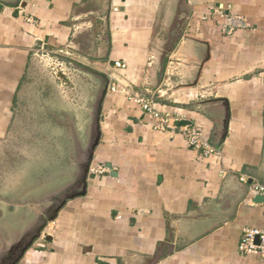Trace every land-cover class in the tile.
Masks as SVG:
<instances>
[{"label":"crops","instance_id":"0c3cea01","mask_svg":"<svg viewBox=\"0 0 264 264\" xmlns=\"http://www.w3.org/2000/svg\"><path fill=\"white\" fill-rule=\"evenodd\" d=\"M20 3L0 0V142L47 107L91 101V80L78 67L58 77L49 50L87 64L76 51L91 54L94 42L107 51L109 24L110 58L125 64L106 69L120 90L103 103L87 195L20 264H264L239 250L246 228L264 226L257 197L213 228L240 193L238 177L264 185V0H188L190 18L183 0ZM134 94L168 122L160 127ZM186 127L215 151L192 148Z\"/></svg>","mask_w":264,"mask_h":264},{"label":"flooded vegetation","instance_id":"af4514ba","mask_svg":"<svg viewBox=\"0 0 264 264\" xmlns=\"http://www.w3.org/2000/svg\"><path fill=\"white\" fill-rule=\"evenodd\" d=\"M99 94L95 89L91 101L79 104L77 109H72L73 107L67 109L64 106L60 109L55 105L47 107L40 113V119L25 123L19 129L20 133L15 127L16 132L12 138L15 137L16 141L38 143L32 151L34 154L32 163L27 167L36 173L29 177V181L20 191L9 196L0 194V247L8 248L5 243L9 241L11 235L14 236V232L19 234L23 231L27 236L35 226L36 211L39 208L47 214L68 197L83 190L89 159L99 131L97 122ZM47 190L53 193L46 197L42 196ZM50 224L44 229L43 234ZM24 244L16 246L13 253L1 257L6 261L11 254L19 253Z\"/></svg>","mask_w":264,"mask_h":264},{"label":"water","instance_id":"95a60500","mask_svg":"<svg viewBox=\"0 0 264 264\" xmlns=\"http://www.w3.org/2000/svg\"><path fill=\"white\" fill-rule=\"evenodd\" d=\"M183 1H184V6L186 7L185 9H187V11H188V18H190L192 11L188 6V0H183ZM111 2H112V0H110V8L109 9H111ZM186 26H187V24H186ZM106 34H107V37H106L107 51L101 52L98 42H94L92 44V49L90 51L91 54L83 53L81 51L80 52L76 51V53L79 54L80 57L87 59V61H88L87 64H83L81 62L73 61L71 59L69 60L68 58H64V57L60 58L57 56V57H55V59L60 63L58 65H55L54 67H52L53 71L58 75V77H62V78L65 77L64 76L65 74L59 70H61L63 67H66V68L67 67H71V68L72 67H78L79 72L82 75L88 77L89 80H91L95 89L98 90V94L101 92L99 94L100 98L98 99V109H97V118H98L97 122H98V126H99V131H98V136L96 137V141H95L94 146H93V153L89 159V164H88L87 173H86L85 186L79 194L68 197L60 206L56 207L53 211H50L47 214L45 212H42V210L40 211L39 210L40 208L38 207L39 209H38V211H36V220L34 221L35 226L32 228L31 232L28 233L27 236L24 235L23 231L19 234H18V232H14V236L11 235V238L9 239V241L5 243L8 248H4L3 246L0 247V264H20L22 262V260L24 259V257L26 256V253L39 240H41L43 238V231L47 227V225L52 223V222H55L58 219L61 211L64 210L66 208V206L68 205V202L72 201V200H76L78 198H83L87 195V191H88V181H87L88 179L87 178H88L89 172L91 170V165H92V161H93L94 156H95V151H96L97 147L99 146L100 140H101L100 120H101L102 111H103V103L107 97V94L109 91V86L111 83L110 76L106 72V69L108 67H113L116 64V62L110 58L111 51H112V39H111L109 24H107ZM210 59H211V54H210V50H209V52L207 51V56L205 58H203V60L199 64H197V68H198V70L196 71L197 80H195V83L193 85L198 84L199 78L202 74V70L204 69V66L210 61ZM97 64H101L102 67L98 66ZM190 124H191L190 122L183 121L180 123V126H186V125H190ZM222 126H223V137L222 138H225L227 135V132H228L227 120L222 122ZM108 167H110V166H108ZM237 180H238L239 185L241 186L240 187V193H239L238 197L236 198V200L232 203L231 207L229 208V211L224 215V220L217 223L216 225H214L213 226L214 229L222 226L225 223L232 221L233 219H235L236 214L238 212L239 205L242 202H244L248 196L250 186L252 185L253 182L249 181L248 183H241L239 177L237 178ZM52 193H53L52 191L47 190L43 193L42 196L46 197L47 195H49V194L51 195ZM40 198H43V197H38V199H40ZM255 201L257 203H263L264 198L262 196H258L255 199ZM14 231H16V230H14ZM46 241L51 242L52 236H50V235L46 236ZM23 243H25V244L21 247L19 253L11 254V256L9 258H7L6 261L4 260V257H1L5 254H10V252L13 253L15 251V248H17L19 245H21ZM256 243L259 244L258 238L256 240ZM5 244H4V246H5Z\"/></svg>","mask_w":264,"mask_h":264},{"label":"built area","instance_id":"2783aa9c","mask_svg":"<svg viewBox=\"0 0 264 264\" xmlns=\"http://www.w3.org/2000/svg\"><path fill=\"white\" fill-rule=\"evenodd\" d=\"M31 2V0H21L20 7L21 5L27 4ZM61 52H63L61 50ZM67 53V52H66ZM48 55L51 57V59L54 61V65H58L59 62L55 59L56 55H60L59 51H51L49 50ZM116 67H125V64L121 62H116L115 64ZM109 91L111 93H117L119 92L120 88L117 83L112 82L109 86ZM132 100L143 107V109L147 112L152 113L156 118L159 119V125L160 127L165 125L168 122V117L164 115L163 113L157 111L154 108V101L147 100L141 95H136L134 94L132 96ZM185 131L187 132L188 135V142L190 146L193 148L197 149H204L205 152L208 153H213L215 150L213 147L210 145H207L201 137V134L198 131H192L188 130V127L185 128ZM249 194L251 195L252 198H256L258 196H262L264 198V185L260 183H253V185L250 187ZM262 205V216L264 219V202L261 203ZM257 238L259 239V244L256 243ZM240 252H242L245 255H258L261 257V259L264 260V226L261 228H246L243 232L242 236V241L239 246Z\"/></svg>","mask_w":264,"mask_h":264},{"label":"rangeland","instance_id":"374dc122","mask_svg":"<svg viewBox=\"0 0 264 264\" xmlns=\"http://www.w3.org/2000/svg\"><path fill=\"white\" fill-rule=\"evenodd\" d=\"M19 139L21 140L20 137ZM35 144L38 143L16 141L15 137L12 138V134L0 142L1 195L9 196L11 193L20 191L21 187L29 181V177L36 173L27 168L32 163L34 155L32 151Z\"/></svg>","mask_w":264,"mask_h":264}]
</instances>
